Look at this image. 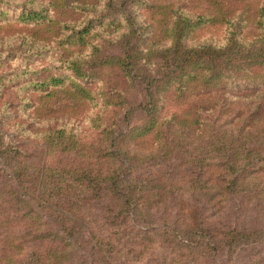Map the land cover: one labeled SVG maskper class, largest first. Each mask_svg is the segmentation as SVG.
Listing matches in <instances>:
<instances>
[{"label": "rangeland", "instance_id": "1", "mask_svg": "<svg viewBox=\"0 0 264 264\" xmlns=\"http://www.w3.org/2000/svg\"><path fill=\"white\" fill-rule=\"evenodd\" d=\"M63 1L54 10L50 0H0V129L21 142L31 141L20 153L30 165L29 156L40 154L32 146L43 141L40 132L65 128L72 140L67 139L68 151L49 149L54 166L59 161L63 167H83L87 164L82 155L103 163L101 157L115 151L122 161L111 169L124 171L128 163L133 180L121 188L100 181L99 196L83 202L78 223L66 222V228L67 217L37 207L29 184L18 185L9 160L0 156V264H264L261 60L237 57V66L250 63L251 69L235 68L231 78L216 80L222 84L214 87L206 83L210 70L228 75L232 69L207 62L211 69L201 71L194 67L200 61L181 62L202 44L227 50L228 37L235 33L234 26L207 22L177 43L172 30L177 23L171 20L176 16L167 5L180 3L185 14L196 19L208 17V0H154L152 8L134 11L133 27L126 20L112 25L115 12L123 11L118 10L119 0L113 6L103 0L93 11L57 0ZM220 1L219 12L224 13L244 0ZM26 7H49L53 19L43 24L23 21ZM246 7L252 10L250 4ZM100 17L104 24H99ZM88 19L99 20L83 38L73 36ZM236 31L240 39L248 37L245 53L259 45H252L260 35L253 18ZM124 57L131 60V79L115 66ZM73 61L79 62L84 76L78 75ZM180 71L188 78L182 85L172 83ZM52 77L63 78L64 84H49L44 90L36 86ZM78 86L92 98L80 94ZM215 97L219 101L211 104ZM206 99L209 105L195 118L197 123L188 113L180 115L184 108L193 114V107H201ZM140 103L150 105L146 112L158 105L155 130L142 132L149 117L131 108ZM211 107L217 110L210 112ZM176 113L174 124L160 126ZM78 191L88 195L79 181ZM33 207L40 224L34 223ZM16 244L20 248L15 249Z\"/></svg>", "mask_w": 264, "mask_h": 264}, {"label": "trees", "instance_id": "2", "mask_svg": "<svg viewBox=\"0 0 264 264\" xmlns=\"http://www.w3.org/2000/svg\"><path fill=\"white\" fill-rule=\"evenodd\" d=\"M103 0H73L68 1L69 3H77L80 5V8L84 11L90 10L93 7L92 11L97 8ZM114 0H108V2L113 6ZM154 0H119L118 10L123 9V11H116L117 13L115 17H113V22L122 23L123 21L128 22V26H132L137 22V18L133 16L134 11H136L139 7L142 9H148L153 7ZM210 4L209 13L207 14L208 17H198L196 19H192L190 16L186 15L183 11L184 5L172 1L167 5V9L170 10L176 17H172L171 20L174 19V23H177V26L172 28L175 32V36H177V43H180L181 37H184L187 33H190L195 28L200 26L203 23H212V22H221L222 24H228L234 26L236 30H238L244 20L248 18H253L255 27L260 30V35L257 40H255L252 47H249V50L245 53L242 49L244 43L248 40V37L240 39L237 36L238 31L235 30L234 35L228 37L229 46L227 50L223 51V48L214 47L211 44H202L198 46V48H193L191 51H188L184 58L182 59V63H191L200 61V63L195 64L194 67L196 69H200L201 71H207L211 69V66L207 63L214 64L216 68H220L221 66H225V69L231 70L228 75H225L222 71L216 72L213 68L210 70L212 73L210 74L209 79L207 80V84H211V87L214 86H221L223 80L229 79L232 77L235 68L237 71L243 70L249 71L251 69L252 64L247 63L246 65L240 64L237 66L235 63L236 58L239 57L240 60H247L252 61L260 59V68L264 69V0H244L240 2L238 5L230 6L231 11H226L224 13L219 12V9L222 7V1L220 0H208ZM54 10L58 9L60 4L57 0L52 3L50 0ZM57 2V3H56ZM50 4V5H51ZM246 4L251 5V11L247 10ZM218 7V13H215V8ZM245 8V9H244ZM128 11V14L125 15L124 12ZM251 12V14H249ZM245 13V14H244ZM219 14L221 16H219ZM23 17L21 18L23 21L26 22H34L36 24H43L46 21L53 19L49 13V7L36 8V7H29L24 9L21 14ZM102 17V16H101ZM88 19L85 23V27L78 31L74 32L73 36H78V38H83L84 35L90 32L91 28L95 26L96 21L99 20V24H104V20L101 19ZM112 17V15H111ZM110 17V18H111ZM235 44V45H234ZM123 52L130 54L129 49L123 48ZM126 51V52H125ZM179 47L176 48L175 54L178 53ZM254 53L256 56H254ZM246 54V55H244ZM249 54V55H248ZM174 58V57H173ZM80 61V60H79ZM108 64V61H106ZM206 63V65L204 64ZM79 62H72L73 68L78 70L79 76H84L82 69L78 67ZM131 64V60H128L126 57L123 59H119L115 66L120 69H123L126 73L127 78H133L134 74L131 71H127L128 65ZM233 64V65H232ZM175 69L177 68V63L175 61ZM214 66V67H215ZM237 66V67H236ZM174 71V70H173ZM194 72L195 69H194ZM249 73V72H248ZM178 79L177 82L171 79L172 83H177L182 85L185 82V79L188 78L183 71L173 74ZM222 75H224L222 77ZM189 81V79L187 80ZM216 82V83H215ZM169 83V84H172ZM52 84L55 87H59L64 84V79L61 77H52L49 79H45L41 82L36 83V86L45 89V86ZM184 89L185 87L182 86ZM78 92L80 94L85 95L88 97L90 93L83 87L78 86ZM53 94V90L50 91L47 95L50 96ZM151 94V92H150ZM90 98L91 95H90ZM209 100V99H208ZM207 99L204 100L206 103H202L201 107H193V114L190 113L189 108L182 109L179 113L180 115L189 114V116L197 123L196 117H202V110L205 111L206 107L209 105V101ZM211 104L218 102V98H211ZM150 105H143L142 103L132 106L131 108L135 109H142L141 111L145 112L148 115V122L142 127V132L155 130V127L158 124V117L159 115V108L158 105H152L151 108L148 109L146 112V108ZM191 108V107H190ZM217 109L211 107L210 112H215ZM174 118L167 119L161 122V127L174 124L176 121L177 113L173 115ZM150 124V125H149ZM177 124V123H175ZM37 132V131H36ZM40 135L43 136V141L37 144H33L32 146L35 148L40 149V154L36 153L32 154L30 157L31 164L28 165L27 161L22 159L20 153L23 150L24 145H31V141H26V143L21 142L18 137L14 133H9L8 131H3L0 129V156L2 158H6L9 160L10 167L13 171V180L17 182L18 185L21 184H29L28 191H32L31 199L36 204L37 207L41 208H49L53 209L54 211L63 214L64 217H67L63 221V226L66 228H70V225H66V222H75L78 223V214L81 212V208L84 207L83 202L88 204L91 199L98 197L99 192L97 187L100 188L99 182H107L110 183L113 187L121 188V186L125 182H129L132 179L133 167L126 163V169L124 171L120 170L119 168H114L113 170L112 165L115 166L117 161H122L121 153L115 151H109L108 153L104 154L101 158L103 163H93L94 157L91 155H82V161L86 162L87 165L81 166L78 164H67L66 166L58 165L54 166L53 162L50 159V152L49 149H52L55 146L61 148L62 151H68V142L67 139L72 140L71 137H67V130L65 128H52L46 131L40 132ZM80 148V147H78ZM86 153L88 151H78ZM95 152V151H93ZM41 155V157H39ZM37 158L39 161H35L33 158ZM96 164L98 167H96ZM72 181L73 183H69L68 181ZM78 181L85 184V188L88 191V195H85L82 192L78 191ZM123 190V189H122ZM90 195V197H89ZM23 202H25L23 200ZM66 203L68 208L62 207L60 208L59 204ZM32 212L35 214L33 216V220L35 224H40L42 219L38 216L33 207ZM16 213V211H15ZM43 236V235H42ZM15 249L20 248V244H16ZM35 253L32 252V260L34 261ZM12 263V258L10 259Z\"/></svg>", "mask_w": 264, "mask_h": 264}]
</instances>
